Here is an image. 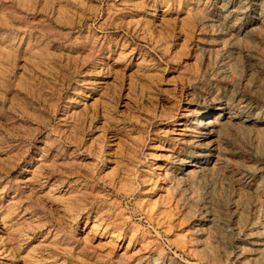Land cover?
Wrapping results in <instances>:
<instances>
[{"label": "rangeland", "instance_id": "obj_1", "mask_svg": "<svg viewBox=\"0 0 264 264\" xmlns=\"http://www.w3.org/2000/svg\"><path fill=\"white\" fill-rule=\"evenodd\" d=\"M260 1L0 0V223L8 224L0 227V237L10 249L0 264H135L142 254L140 244L126 248L129 234L118 244L91 234L97 215L115 229L136 228L168 255L173 252L168 241L181 243L185 235L175 218L168 233L144 217L149 203L168 197L163 169L165 150L173 147L156 141L179 139L182 127L172 123L195 107L212 111L211 99L234 85L264 109ZM239 3L246 10H239ZM69 111L81 144L76 164L63 169L68 161L63 156L57 168L87 187L68 202L42 196L19 204L11 198L21 188L18 175L37 162L46 134L61 133V118ZM75 113L82 119L76 121ZM106 118L119 128L104 125ZM243 142L242 158L264 161ZM88 145L107 156L88 166L82 155ZM231 146L240 148L234 140ZM155 164L158 169L152 170ZM124 166L144 173L149 186L138 178L125 181ZM228 188L229 194L238 192L234 184ZM61 194L57 190L54 196ZM76 204L87 213L79 215ZM58 205L73 212L76 225L59 220ZM28 206L31 216L24 214ZM169 211L176 213L173 207ZM49 228L63 239L47 235Z\"/></svg>", "mask_w": 264, "mask_h": 264}, {"label": "bare ground", "instance_id": "obj_2", "mask_svg": "<svg viewBox=\"0 0 264 264\" xmlns=\"http://www.w3.org/2000/svg\"><path fill=\"white\" fill-rule=\"evenodd\" d=\"M258 7L264 13V0L260 1ZM239 10H246V6L239 3ZM232 21L228 20L229 23ZM233 74L235 78L236 69ZM235 86L229 92L225 91L211 99L212 111L209 112L207 106L195 107L187 110L182 120L172 123V126L182 127L178 133L179 139L156 141L159 144L166 142L173 147V150H165L169 155L163 169L162 182L168 197L159 196L149 203L144 210V217L150 224L155 223L168 233L175 227V218L185 235L181 243L178 239L168 241L174 247L173 252L168 255L144 232L138 234L136 228L115 229L101 215L94 217L99 224L92 226L91 234L110 238L116 244L124 240L125 233L129 234L126 248L140 244L142 255L135 264H228L230 261L232 264H264V161L258 158V162L247 160L240 156L241 147L246 146H242V141L248 144V151L255 156H264V109L240 96ZM89 98L86 94L84 99L87 101ZM90 105L83 104V107L87 109ZM92 107V111H95V107ZM69 112L61 118V133L54 136L46 134L37 162H29L27 168H23L26 175H18L23 178L21 188L19 191L17 188L11 198L17 199L19 204L42 196L51 202H68L87 187L84 181L73 180L66 174L59 175L63 170L57 168L63 156L68 160L66 165H60L63 169L74 166L77 162V147L81 144L69 120L74 112ZM82 115L75 113L76 121L81 120ZM175 117L172 115L170 119L175 121ZM104 125L119 128L111 118H106ZM62 139L75 145L62 144ZM233 140L238 142L240 148L231 146ZM83 151L88 166H94L99 159L107 156L103 151L96 154L89 145ZM105 161L113 163L111 159ZM154 169H158L156 164L152 167ZM121 172L123 179L129 183L138 178L145 187L150 184L144 173L131 167L124 166ZM230 184H234L238 192L229 194ZM155 188L156 185L151 187L152 191ZM57 190H61L60 197L54 196ZM131 190L126 191L129 193ZM171 207L176 211L173 215L169 211ZM31 208L25 207L24 214L30 215L33 212ZM74 208L78 209L79 215L87 213L77 204ZM56 209L60 221L68 226L76 225L77 218L73 212L69 213L66 205H58ZM229 214L231 219L228 218ZM89 217L90 214L86 220ZM121 220L125 225L124 218ZM0 227L7 229L8 224L1 222ZM51 230L48 229L47 235L51 234L55 240L63 239V234L58 230ZM1 241L0 237V259H5L10 249Z\"/></svg>", "mask_w": 264, "mask_h": 264}]
</instances>
